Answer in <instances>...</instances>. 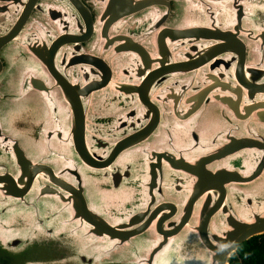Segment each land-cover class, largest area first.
<instances>
[{
  "label": "water",
  "instance_id": "1",
  "mask_svg": "<svg viewBox=\"0 0 264 264\" xmlns=\"http://www.w3.org/2000/svg\"><path fill=\"white\" fill-rule=\"evenodd\" d=\"M263 233L264 0H0V264Z\"/></svg>",
  "mask_w": 264,
  "mask_h": 264
},
{
  "label": "trees",
  "instance_id": "2",
  "mask_svg": "<svg viewBox=\"0 0 264 264\" xmlns=\"http://www.w3.org/2000/svg\"><path fill=\"white\" fill-rule=\"evenodd\" d=\"M229 264H264V233L241 243Z\"/></svg>",
  "mask_w": 264,
  "mask_h": 264
},
{
  "label": "clouds",
  "instance_id": "3",
  "mask_svg": "<svg viewBox=\"0 0 264 264\" xmlns=\"http://www.w3.org/2000/svg\"><path fill=\"white\" fill-rule=\"evenodd\" d=\"M227 247H228L227 244H223V243H221V244H219V246H218V250H223V249H225V248H227Z\"/></svg>",
  "mask_w": 264,
  "mask_h": 264
}]
</instances>
